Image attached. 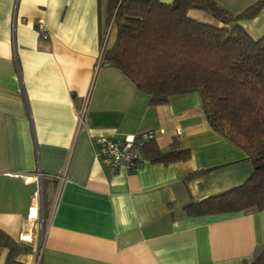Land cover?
Wrapping results in <instances>:
<instances>
[{"label": "crops", "instance_id": "1", "mask_svg": "<svg viewBox=\"0 0 264 264\" xmlns=\"http://www.w3.org/2000/svg\"><path fill=\"white\" fill-rule=\"evenodd\" d=\"M214 1L238 14L260 0ZM106 5L107 0H0V229L23 248L16 260L252 261L264 247V209L208 215L184 210L244 183L253 172L251 161L210 128L197 92L154 105L119 70L101 62L114 39ZM188 16L222 25L201 10L190 9ZM238 23L253 38L264 37V6ZM146 131L155 132L150 145L161 151L177 138L189 159L151 162L142 154L131 171L111 172L93 145L98 135L122 139ZM195 171L203 173L187 180ZM35 193L38 219L28 220ZM7 253L0 247V264Z\"/></svg>", "mask_w": 264, "mask_h": 264}, {"label": "trees", "instance_id": "2", "mask_svg": "<svg viewBox=\"0 0 264 264\" xmlns=\"http://www.w3.org/2000/svg\"><path fill=\"white\" fill-rule=\"evenodd\" d=\"M264 0L238 14L214 0H107V22L114 39L102 51L101 62L119 70L150 103L197 92L210 128L244 151L253 165L248 179L222 193L185 205L188 215L264 209V37L253 38L238 23L254 17ZM204 11L222 23L214 26L188 16ZM145 143L151 162L187 160L190 151L173 138L167 151ZM203 171L189 173L187 180ZM6 264L24 251L0 229ZM244 264H264V247Z\"/></svg>", "mask_w": 264, "mask_h": 264}, {"label": "built area", "instance_id": "3", "mask_svg": "<svg viewBox=\"0 0 264 264\" xmlns=\"http://www.w3.org/2000/svg\"><path fill=\"white\" fill-rule=\"evenodd\" d=\"M38 31L44 35L45 28L42 21L37 23ZM82 120V116H80ZM155 138V132L146 131L140 135L128 136L122 139H113L108 136L98 135L93 139V145L97 155L107 164L108 169L114 172L119 167H123L126 171H131L140 162L143 154L145 143ZM40 177V174L38 175ZM35 193L33 201L35 208L32 209V202L28 210L27 219H38V199Z\"/></svg>", "mask_w": 264, "mask_h": 264}, {"label": "rangeland", "instance_id": "4", "mask_svg": "<svg viewBox=\"0 0 264 264\" xmlns=\"http://www.w3.org/2000/svg\"><path fill=\"white\" fill-rule=\"evenodd\" d=\"M113 31H114V28H113ZM113 31L111 30V31H109V34L107 35V38H108V40L112 37V35H113ZM106 34V33H105ZM41 226H42V224H41ZM40 226V227H41Z\"/></svg>", "mask_w": 264, "mask_h": 264}, {"label": "bare ground", "instance_id": "5", "mask_svg": "<svg viewBox=\"0 0 264 264\" xmlns=\"http://www.w3.org/2000/svg\"><path fill=\"white\" fill-rule=\"evenodd\" d=\"M35 208V203H32V209H34Z\"/></svg>", "mask_w": 264, "mask_h": 264}, {"label": "water", "instance_id": "6", "mask_svg": "<svg viewBox=\"0 0 264 264\" xmlns=\"http://www.w3.org/2000/svg\"><path fill=\"white\" fill-rule=\"evenodd\" d=\"M167 2H171V0H167Z\"/></svg>", "mask_w": 264, "mask_h": 264}]
</instances>
